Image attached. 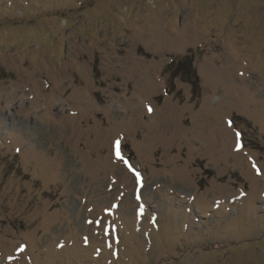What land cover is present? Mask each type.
Here are the masks:
<instances>
[{
	"label": "rangeland",
	"instance_id": "1",
	"mask_svg": "<svg viewBox=\"0 0 264 264\" xmlns=\"http://www.w3.org/2000/svg\"><path fill=\"white\" fill-rule=\"evenodd\" d=\"M0 264H264V0H0Z\"/></svg>",
	"mask_w": 264,
	"mask_h": 264
},
{
	"label": "trees",
	"instance_id": "2",
	"mask_svg": "<svg viewBox=\"0 0 264 264\" xmlns=\"http://www.w3.org/2000/svg\"><path fill=\"white\" fill-rule=\"evenodd\" d=\"M174 67L175 69H173ZM165 70H167L169 75L177 71L179 75L188 78L193 85L198 82L196 70L193 66V62L189 58H185L183 60H174L167 66Z\"/></svg>",
	"mask_w": 264,
	"mask_h": 264
},
{
	"label": "snow or ice",
	"instance_id": "3",
	"mask_svg": "<svg viewBox=\"0 0 264 264\" xmlns=\"http://www.w3.org/2000/svg\"><path fill=\"white\" fill-rule=\"evenodd\" d=\"M149 111H151V109H149ZM237 135L239 136V133H237ZM115 151H116L117 157L122 159L120 155V142L119 141H116L115 143ZM257 171L259 172V169Z\"/></svg>",
	"mask_w": 264,
	"mask_h": 264
}]
</instances>
